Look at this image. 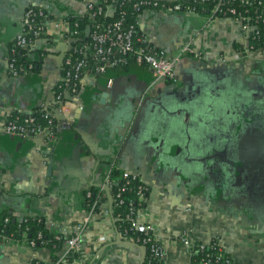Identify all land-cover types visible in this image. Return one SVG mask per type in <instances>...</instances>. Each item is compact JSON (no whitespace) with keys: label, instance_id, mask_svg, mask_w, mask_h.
Masks as SVG:
<instances>
[{"label":"crops","instance_id":"1","mask_svg":"<svg viewBox=\"0 0 264 264\" xmlns=\"http://www.w3.org/2000/svg\"><path fill=\"white\" fill-rule=\"evenodd\" d=\"M28 5L44 7L51 24L30 50L34 71L8 78ZM83 11L79 0H0V212L42 216L70 236L88 214L84 192L99 188L82 248L67 264H139L143 252L118 235L103 189L118 171L147 188L137 224L150 228L161 264H190L192 247L214 239L233 264H264V49L252 50L231 18L145 12L136 26L150 47L167 56L193 50L173 78L154 82L141 65L87 71L58 113L65 30L52 21ZM37 108L55 111L53 152L46 136L2 132L12 111ZM0 250L3 264L48 259L24 239L0 241Z\"/></svg>","mask_w":264,"mask_h":264},{"label":"built area","instance_id":"2","mask_svg":"<svg viewBox=\"0 0 264 264\" xmlns=\"http://www.w3.org/2000/svg\"><path fill=\"white\" fill-rule=\"evenodd\" d=\"M213 3L210 15L213 17L231 18L240 23L244 37L248 40H259L264 47V30L257 29L258 22L264 24V19L260 21L259 16H246L241 12H237L235 8L229 7L231 1L234 0H174L167 2L164 0H80L84 7L81 16L73 13H65L60 21H52V24L58 28L64 26L63 37L65 48L63 51V59L60 68V76L55 85V99L57 102V112H61L66 100L76 95L80 88V82L85 72L94 75H101L113 68H123L128 61H132L133 65L145 66L152 74L154 82L167 81L173 78L175 66L180 62L183 56L193 54V50L189 45H183L175 56H167L162 51L155 50L150 47L146 40L142 39L137 31L136 18L145 12H163L166 14L188 13L195 15V8L190 3L203 4L206 2ZM248 3L247 0H241ZM185 5L184 8L183 5ZM260 4V2L258 3ZM131 8V14L134 15L133 23L125 24L126 12L125 7ZM69 16L86 17L93 22L89 28V41L80 39V31L78 23L73 26L68 22ZM107 19L106 22H97L95 19ZM49 15L42 6L28 5L24 8L21 21V33L16 36L6 59V76L8 78L26 75L29 73L33 65L27 67L16 68L14 63V55L17 52L29 53L37 40L43 39L47 34L49 24ZM264 49V48H262ZM92 61V67H88V62ZM39 116L42 118L43 124L39 123L36 115L32 112L22 110H14L6 118L1 120L2 132L9 136H17L23 138H32L38 135L53 138V128L55 129V111L47 108H40ZM45 123V124H44ZM111 170L105 178V186L109 189L111 186L110 175ZM132 175H122L123 178ZM124 188L121 189V192ZM120 193L117 197H119ZM90 197V193L86 194ZM138 201L143 202L144 196L138 192ZM145 202V201H144ZM144 208H139L133 215L130 204L129 213L126 215L132 226L136 229L144 231V235L150 231L147 226H138L137 219ZM87 215L73 227L70 236L65 238L64 253H60L58 261L53 264H67L68 255L77 254L82 248V234L87 229L92 211H87ZM133 215V216H131ZM8 222V218L4 219ZM151 232V231H150ZM12 237L6 236L0 232V241H8ZM40 237V235H39ZM22 238H25L23 234ZM25 240V239H24ZM215 240V239H214ZM214 240L207 244H200L199 250H209L214 246ZM27 243V242H26ZM30 247L35 248L33 242L27 243ZM218 244V251H222ZM156 257L161 258L160 246H153ZM194 254V246L191 250V256ZM221 257V255H219ZM217 257L211 264H230L231 259L226 257L222 260ZM42 264H49V260H36ZM37 262L35 264H37Z\"/></svg>","mask_w":264,"mask_h":264},{"label":"trees","instance_id":"3","mask_svg":"<svg viewBox=\"0 0 264 264\" xmlns=\"http://www.w3.org/2000/svg\"><path fill=\"white\" fill-rule=\"evenodd\" d=\"M80 1V0H79ZM248 3H244L241 0L231 1L229 7H233L237 12H241L246 16L253 17L255 15L259 16L260 21L264 19V0H247ZM260 2V4H258ZM186 4L183 5L182 8L185 7ZM190 6L195 8L196 14H210L211 8L213 7V3L206 2L203 4H194L190 3ZM126 12L125 15V24L133 23L134 15H132L131 8L125 7L123 9ZM51 19V17H49ZM97 22H106L107 19L97 18L95 19ZM68 22L73 26L74 23H78V30L80 31V39L84 41H89V37L86 36V28L91 26L93 22L85 17H75L69 16ZM257 29L260 31L264 30V24L258 22ZM249 47L252 50L262 49L264 48L259 40H253L251 37L247 40ZM15 59V67H27L32 64L33 68L31 71L35 69V62L30 58L29 53H25L23 51L17 52L14 56ZM133 65L132 61H128L126 66L123 68H127L128 66ZM88 67H92V61L88 62ZM118 68H113L109 70H116ZM30 71V72H31ZM40 108H37L33 111H30L36 115V118L39 123L43 124L42 118L39 116ZM55 123V119H54ZM45 124V123H44ZM53 133L55 134V129L53 128ZM110 183L111 186L109 190V198H110V206L112 209V216L114 218V226L119 236L123 239L130 240L134 243V245L140 248L143 252V262L142 264H161V258L156 257L154 251H152V247L159 246L152 237V233L149 231L147 235H144V231L140 229H136L132 226V224L126 220V215L129 213L130 204L133 211V215L139 208H145L146 198H147V188L144 184H142L138 178H132L131 176H127L123 178L122 175L118 171H113L110 175ZM124 188V191L121 192V189ZM99 188H90L84 192L83 201L84 207L86 211H92L95 213L98 209V197H99ZM142 192L144 196V201H138V192ZM90 193V197H86L87 193ZM120 193L119 197L118 194ZM131 215V216H133ZM8 218V222H4V219ZM3 232L4 235L10 236V240L20 241L22 240L23 234H25V242H33L35 248H38L40 251L47 253V257L49 260V264H53L58 261L60 253L64 250L65 247V238L68 236H64L60 230H56L51 228L45 221L44 217L39 215L26 216L21 220H15L12 216L7 213L0 212V232ZM40 235V237H39ZM214 246L209 250H199V245L194 246V254L191 256L190 264H211L215 261L219 255L221 260L223 258H230L222 249V251H218V241L214 240ZM74 255H68V262L73 258ZM37 261H33L32 264H35ZM37 264H42V262H37ZM219 264H224L220 262ZM230 264H233L232 261Z\"/></svg>","mask_w":264,"mask_h":264},{"label":"water","instance_id":"4","mask_svg":"<svg viewBox=\"0 0 264 264\" xmlns=\"http://www.w3.org/2000/svg\"><path fill=\"white\" fill-rule=\"evenodd\" d=\"M85 34H86V36H88V34H89V28L87 27L86 28V32H85ZM50 141H51V144H54V142H55V139H50ZM54 147H55V144H54V146H52V148H51V152H53L54 151ZM60 161L61 162H63V160L60 158ZM64 163V162H63ZM51 164V163H50ZM103 189L105 190V191H107V187L106 186H103ZM2 250V249H1ZM0 250V251H1ZM142 262H143V257H142V259H141V261H140V263L139 264H142ZM0 264H3L2 262H1V258H0Z\"/></svg>","mask_w":264,"mask_h":264}]
</instances>
